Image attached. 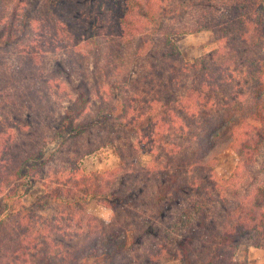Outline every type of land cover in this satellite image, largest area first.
Returning <instances> with one entry per match:
<instances>
[{
  "label": "trees",
  "instance_id": "1",
  "mask_svg": "<svg viewBox=\"0 0 264 264\" xmlns=\"http://www.w3.org/2000/svg\"><path fill=\"white\" fill-rule=\"evenodd\" d=\"M203 30L185 60L174 37ZM107 146L119 164L82 173ZM243 243L264 248V0H0V264H243Z\"/></svg>",
  "mask_w": 264,
  "mask_h": 264
},
{
  "label": "rangeland",
  "instance_id": "2",
  "mask_svg": "<svg viewBox=\"0 0 264 264\" xmlns=\"http://www.w3.org/2000/svg\"><path fill=\"white\" fill-rule=\"evenodd\" d=\"M181 55L185 60H192L216 47V43L210 31L203 30L194 33H184L174 37ZM56 100H59L55 97ZM59 102V101H58ZM87 138L90 135L87 134ZM76 144L72 143L71 147ZM143 160H147V156L143 155ZM237 161L235 152L231 149L225 150L216 160V174L221 183L225 182L232 172ZM119 164V158L113 147L107 146L99 148L93 153L83 157L80 160V170L82 173H88L93 170H106L116 167ZM44 193V189L40 183H37L26 195L23 202L25 205L31 204ZM87 212L93 214L100 220H108L112 215V211L101 203L91 200L86 205ZM235 258L243 264H264V248L254 247L243 243L237 247ZM92 264L99 261L92 260ZM161 264H180L178 261L163 260Z\"/></svg>",
  "mask_w": 264,
  "mask_h": 264
}]
</instances>
